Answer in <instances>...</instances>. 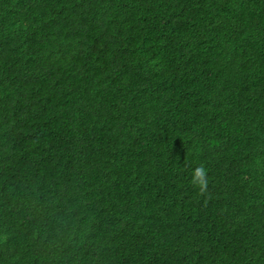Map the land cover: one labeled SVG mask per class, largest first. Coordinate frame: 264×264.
Returning <instances> with one entry per match:
<instances>
[{"label":"trees","instance_id":"obj_1","mask_svg":"<svg viewBox=\"0 0 264 264\" xmlns=\"http://www.w3.org/2000/svg\"><path fill=\"white\" fill-rule=\"evenodd\" d=\"M0 264H264V0H0Z\"/></svg>","mask_w":264,"mask_h":264},{"label":"clouds","instance_id":"obj_2","mask_svg":"<svg viewBox=\"0 0 264 264\" xmlns=\"http://www.w3.org/2000/svg\"><path fill=\"white\" fill-rule=\"evenodd\" d=\"M192 184L198 188L200 194H204L208 187L206 169L203 166L196 167L193 169Z\"/></svg>","mask_w":264,"mask_h":264}]
</instances>
